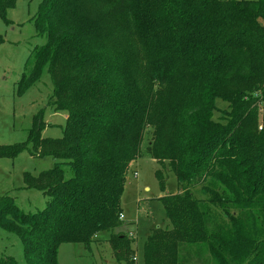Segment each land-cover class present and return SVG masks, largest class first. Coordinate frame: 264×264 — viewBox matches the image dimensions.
<instances>
[{
	"label": "trees",
	"instance_id": "obj_1",
	"mask_svg": "<svg viewBox=\"0 0 264 264\" xmlns=\"http://www.w3.org/2000/svg\"><path fill=\"white\" fill-rule=\"evenodd\" d=\"M17 1L0 0V18ZM34 25L46 43L18 95L47 74L49 106L66 123L44 138L40 114L26 142L0 147V157L54 162L23 174L48 198L43 211L0 197V230L19 239L26 264H58L61 245L90 251L106 232L116 264H134L135 240L116 230L148 132L161 191L163 168L179 192L159 199L171 226L151 231L143 264H184L190 246L214 264H264V0H42Z\"/></svg>",
	"mask_w": 264,
	"mask_h": 264
},
{
	"label": "rangeland",
	"instance_id": "obj_2",
	"mask_svg": "<svg viewBox=\"0 0 264 264\" xmlns=\"http://www.w3.org/2000/svg\"><path fill=\"white\" fill-rule=\"evenodd\" d=\"M242 1V0H238ZM255 1V0H249ZM42 0H18L7 12L6 20L0 18V147L24 143L33 127L34 119L42 114L44 138H60L66 123L64 112L49 106L52 82L47 74L24 95H18L21 79L33 67L34 55L46 43V35H38L34 20ZM219 110L227 104L219 102ZM216 113V117L219 116ZM151 133L145 136L142 156L130 168L121 199L123 219L127 224L116 233H124L135 240L134 264H143V246L151 231L170 228L160 198L179 192L177 181L168 169H161L165 184L162 192L156 171L159 165L146 154ZM51 158H37L24 151L16 157H0V197H10L24 214H36L48 206V198L39 190L26 189L23 174L33 176L53 168ZM137 173V176H135ZM71 177V173L66 174ZM197 199H204L201 187L192 190ZM108 232L99 234L90 251L81 244H63L58 252V264H116ZM181 252L184 264H214L205 248L190 246ZM9 255L19 264H26L23 246L15 235L0 230V258Z\"/></svg>",
	"mask_w": 264,
	"mask_h": 264
},
{
	"label": "crops",
	"instance_id": "obj_3",
	"mask_svg": "<svg viewBox=\"0 0 264 264\" xmlns=\"http://www.w3.org/2000/svg\"><path fill=\"white\" fill-rule=\"evenodd\" d=\"M123 221H124V226H125L127 224V221L125 219H123Z\"/></svg>",
	"mask_w": 264,
	"mask_h": 264
},
{
	"label": "built area",
	"instance_id": "obj_4",
	"mask_svg": "<svg viewBox=\"0 0 264 264\" xmlns=\"http://www.w3.org/2000/svg\"><path fill=\"white\" fill-rule=\"evenodd\" d=\"M135 176H137V173H135Z\"/></svg>",
	"mask_w": 264,
	"mask_h": 264
}]
</instances>
